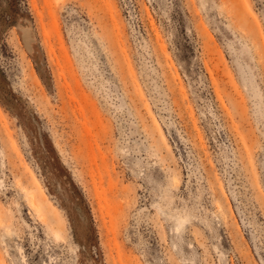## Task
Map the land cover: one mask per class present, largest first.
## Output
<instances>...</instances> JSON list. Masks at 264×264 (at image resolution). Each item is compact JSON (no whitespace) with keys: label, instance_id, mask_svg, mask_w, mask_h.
<instances>
[{"label":"rangeland","instance_id":"obj_1","mask_svg":"<svg viewBox=\"0 0 264 264\" xmlns=\"http://www.w3.org/2000/svg\"><path fill=\"white\" fill-rule=\"evenodd\" d=\"M0 264H264V0H0Z\"/></svg>","mask_w":264,"mask_h":264},{"label":"bare ground","instance_id":"obj_2","mask_svg":"<svg viewBox=\"0 0 264 264\" xmlns=\"http://www.w3.org/2000/svg\"><path fill=\"white\" fill-rule=\"evenodd\" d=\"M26 199L29 205V208L33 211V212H40L41 210V201L40 200H36L34 197L33 193H26ZM55 237L58 238V235L55 233Z\"/></svg>","mask_w":264,"mask_h":264}]
</instances>
